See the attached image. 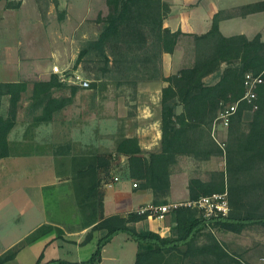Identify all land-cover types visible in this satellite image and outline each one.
Masks as SVG:
<instances>
[{
    "label": "rangeland",
    "instance_id": "1",
    "mask_svg": "<svg viewBox=\"0 0 264 264\" xmlns=\"http://www.w3.org/2000/svg\"><path fill=\"white\" fill-rule=\"evenodd\" d=\"M3 4L6 2L0 3V83L22 82L27 86L18 103L16 125L8 137L9 156L16 152L33 153L37 156L36 160L16 165L19 167L15 169L27 171L41 168L45 172L54 169L56 176L52 175V170L38 179L19 175L12 171L8 160L4 158L0 161V255L39 223L40 217L36 212L40 211L50 221L64 219L69 225L64 230L51 224L42 225L50 228L48 234L24 248L6 264H35L40 255L43 256L42 263L57 259L86 261L96 250V243L89 244L78 254L72 244L58 239L80 225L75 227L78 219L72 218L75 212L81 218L77 203L79 198L75 194L76 189L78 197H81L80 183L78 178L73 180V176L86 170L91 163L96 169L95 179L99 182L98 189L103 199L106 191H111L115 185H123V182L130 183L132 187L137 185L133 188L139 191L140 182L129 177L128 160L116 154V147L124 138H135L140 122L137 120V106L146 102L153 109H149L150 113L142 112L141 120L147 118L149 130L155 133L159 119L156 107L158 89L165 84L142 78L141 74L134 84H130L134 75L128 73L123 64L120 66L113 62L118 60L117 54L122 50L120 45L115 47L111 44L106 49L107 67L104 59L94 53L77 62L81 50L95 42L102 31L103 21L110 11L106 0H10L16 8L7 9V13L1 10ZM183 34L173 53L163 54L166 55L165 61L161 56V79L177 75L194 63L193 39ZM260 36L264 41V36ZM247 76L256 77L247 73L244 79ZM52 78H56L58 87L52 90L51 97L64 101L65 105L53 112L48 121L37 122L36 118L43 114V104L34 106L35 102L31 99L33 84L49 82ZM84 82L88 87L80 85ZM216 82L213 76L204 79L207 86ZM141 91L150 94L149 101L138 98ZM230 103L221 102L220 106ZM7 110L8 98L2 97L1 114L6 115ZM180 111L181 108H178L177 112ZM214 120L208 132L221 154L208 160L178 157L170 171V190L173 183L175 198L180 197L181 190L192 179L208 183L222 176L228 199L232 183V176L227 171L229 127L217 130ZM249 123L250 115L241 121L242 132L248 131ZM213 134L222 147L213 139ZM96 158L102 160L98 167L95 166ZM88 160L94 161L89 163ZM260 174L264 175V171ZM187 202L188 199L175 204ZM150 204L157 206L152 202ZM171 220L168 213L161 221L171 227ZM79 228L82 229L81 226ZM213 233L224 248L233 251L234 257L243 264H264V225H251L233 235ZM97 235L99 238V233ZM126 236L120 233L113 237L115 239L106 246V255L123 257V254L136 250L135 242L130 239L123 245Z\"/></svg>",
    "mask_w": 264,
    "mask_h": 264
},
{
    "label": "trees",
    "instance_id": "2",
    "mask_svg": "<svg viewBox=\"0 0 264 264\" xmlns=\"http://www.w3.org/2000/svg\"><path fill=\"white\" fill-rule=\"evenodd\" d=\"M6 9H15L10 0ZM109 14L97 40L81 50L77 62L91 53L99 55L109 64L106 49L120 47L115 65L123 64L134 84L137 76L163 82L160 100V149L143 155L136 138H124L116 147V154L128 160L131 179L140 182V190L152 194V203L167 205L170 193V171L180 156L208 160L221 154L210 138L208 127L218 115L221 102H236L244 95V76L261 75L253 105L242 102L229 125L227 145V171L232 176L229 185L226 217L206 220L196 208L181 207L171 210L170 233L160 237L148 229H137L136 224L147 220L146 215L135 211L126 215H103V194L95 179L96 169L89 165L78 178L75 189L81 213V230L90 228L81 246L88 244L93 233H99L96 250L83 262L51 260L42 263L40 255L35 264H97L103 248L113 237L124 233L137 245L135 264H243L230 255L215 237L213 231L240 233L251 225H264V41L257 35L223 37L213 19L211 29L204 35L188 34L194 42V63L177 75L160 78L159 64L163 54H172L181 31L171 32L163 23L170 7L162 0H106ZM250 11L264 9V3L247 6ZM114 56V54H111ZM115 57V56H114ZM143 72V73H142ZM213 76L214 85L207 86L204 79ZM58 87L56 78L49 82H36L31 99L34 106L43 104L42 116L37 122L48 121L53 112L62 109L65 102L51 97ZM95 87V86H93ZM27 90L25 83H0V161L9 156L8 137L16 125L18 103ZM2 97L8 98L6 115L1 114ZM254 105L256 108H254ZM181 108L178 113L177 109ZM250 115L248 131L242 132L241 121ZM102 164L96 158L95 166ZM137 186V185H136ZM222 176L204 183L192 179L187 185L188 201L224 192ZM50 228L40 227L0 256V264L12 261L27 246L48 234ZM204 237L201 242V239Z\"/></svg>",
    "mask_w": 264,
    "mask_h": 264
},
{
    "label": "crops",
    "instance_id": "3",
    "mask_svg": "<svg viewBox=\"0 0 264 264\" xmlns=\"http://www.w3.org/2000/svg\"><path fill=\"white\" fill-rule=\"evenodd\" d=\"M167 3L170 7L169 15L163 23L164 28L169 29L171 32L181 31L185 34H195V35H204L206 34L212 26L213 19L218 22L219 32L223 37L230 38L234 36H244L247 39H252L256 35L264 36V9H259L257 11H250L247 9V6L256 5L264 3V0H162ZM3 2V1H2ZM2 2H0L2 4ZM5 5H1V10L4 13H7L8 10H5ZM164 61L166 60V55L163 56ZM161 89H158V105L156 106L159 110V119L156 123L155 133L149 130L150 123L147 120H141V114L150 113L153 109L149 102H146L144 105L137 106V120L140 121L137 126V134L135 138L138 139L140 148L143 153L148 154L152 152L159 151L161 131H160V100H161ZM160 92V93H159ZM138 98H146L149 101L150 94L148 92L141 91L138 95ZM14 130V129H13ZM12 130V131H13ZM11 131V132H12ZM11 134V133H10ZM10 136V135H9ZM37 159V156L30 152L24 153H11L9 157L5 160L9 161L10 168L13 169V172L21 174L24 176H33L41 178L48 172L52 170V175H55L54 169H49L47 172L41 168L32 170L28 169L27 171H22L15 169L16 165L23 164L25 162L34 161ZM15 169V170H14ZM56 176V175H55ZM42 187V186H41ZM174 184L171 183L170 195L168 197V203L174 204L178 201H185L188 199V190L187 184L181 190L180 197L175 198L174 195ZM1 186H0V204H1ZM152 202V194L149 191L136 190L130 185V183L123 182V185L119 184L111 191H106L103 199V215L109 217L112 215H126L128 213L134 212L138 207L150 204ZM37 211V209H36ZM36 215L40 217L39 223H37L32 229L19 238L18 241L14 244L16 245L22 239L27 237L32 231H34L39 226L44 224H51L62 230L64 227L69 225L64 219L59 221H50L45 216H42L40 211L36 212ZM73 219L77 220L78 223L75 227L80 224V218L77 212L73 213ZM73 226V225H72ZM74 229L71 233H64L59 240L64 243L72 244L76 251L80 252L81 249H84L89 244H97L98 235L97 232L93 233L92 240L81 246V243L84 241L85 236L90 231V228L81 230L79 228ZM137 229H148L160 237H167L170 233V227L164 225V222L159 220L147 219L144 222L136 224ZM81 230V231H80ZM224 233V232H220ZM228 234V233H224ZM233 235V233H229ZM235 234V233H234ZM227 237V236H226ZM40 239V238H39ZM115 239V238H114ZM113 239V240H114ZM111 240V241H113ZM129 240L128 236L123 238V245L125 241ZM219 241V239H217ZM221 242V241H219ZM225 242V241H224ZM14 245H10L4 249L3 254L11 249ZM136 245V243H135ZM107 246V245H106ZM106 246L103 248L101 253V261L97 264H135L137 245L136 250L133 249L132 252L128 255L123 254V257L120 255L116 256H107ZM226 250V249H225ZM230 255L234 256L233 251L230 252L226 250ZM95 252V251H94ZM1 253L0 256L3 254ZM124 253V252H123ZM92 255V254H91ZM77 262H83L82 260H77ZM6 264V263H5Z\"/></svg>",
    "mask_w": 264,
    "mask_h": 264
},
{
    "label": "built area",
    "instance_id": "4",
    "mask_svg": "<svg viewBox=\"0 0 264 264\" xmlns=\"http://www.w3.org/2000/svg\"><path fill=\"white\" fill-rule=\"evenodd\" d=\"M261 83H262L261 76H256V77L247 76L244 79V83H243L244 86L243 97L237 100L236 102L227 105L221 104V109L214 120V128L217 130L228 129L232 117L236 114L239 105L242 102H246L249 105H253L257 97V88ZM80 85L83 87H88V84L86 82ZM254 108H256L255 105ZM216 138L217 137L215 136V134H213V139L221 146V144L218 142ZM133 187H136V185H134ZM181 207L196 208L202 213L203 218H205L206 220L212 218L226 217L229 212L226 192L212 194L206 197H201L198 200L188 201L185 204L174 203L163 206H154L152 204H148L146 206L137 209L135 212L138 215H146L148 219H156L161 221L165 218V215L168 214L171 210H175Z\"/></svg>",
    "mask_w": 264,
    "mask_h": 264
}]
</instances>
